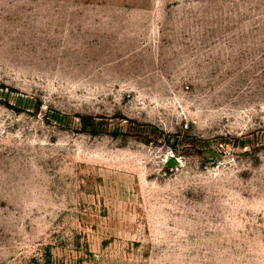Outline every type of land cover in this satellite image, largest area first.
Returning a JSON list of instances; mask_svg holds the SVG:
<instances>
[{
    "label": "rangeland",
    "instance_id": "1",
    "mask_svg": "<svg viewBox=\"0 0 264 264\" xmlns=\"http://www.w3.org/2000/svg\"><path fill=\"white\" fill-rule=\"evenodd\" d=\"M0 264H264V0H0Z\"/></svg>",
    "mask_w": 264,
    "mask_h": 264
}]
</instances>
